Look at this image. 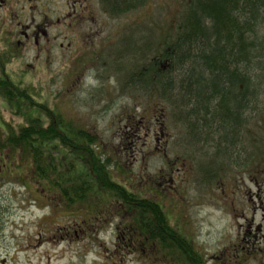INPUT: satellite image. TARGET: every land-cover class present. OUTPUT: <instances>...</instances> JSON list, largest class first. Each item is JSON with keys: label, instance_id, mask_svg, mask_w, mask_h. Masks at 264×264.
<instances>
[{"label": "rangeland", "instance_id": "374dc122", "mask_svg": "<svg viewBox=\"0 0 264 264\" xmlns=\"http://www.w3.org/2000/svg\"><path fill=\"white\" fill-rule=\"evenodd\" d=\"M189 2L146 0L118 14L102 0H0L5 75L21 90L30 88L37 100L56 106L72 125L90 131L105 160L103 168L94 163L95 172L107 170L118 182L156 194L206 264H264V240L253 244L256 224L264 228V210L254 198L258 189L247 170L251 165L239 166L240 159L214 164V148L192 137L186 109L166 101L162 92L150 95L126 85L128 74L139 67L137 60L126 66L133 52L127 44H159L160 32L167 30L164 35L171 39ZM34 28L41 30L39 36L32 34ZM259 31L264 33V25ZM24 32L32 35L25 43ZM141 50L137 54L143 56ZM260 63L251 72L261 88L248 115L257 112L264 129V59ZM16 111L0 98V264H170L155 249L145 255L119 252L118 219L102 215L112 209L104 207L103 222L92 216L80 227L84 207L52 204L37 195L36 186L20 185L14 175L18 153L2 143L5 131L26 124ZM39 129V139L58 144L56 124L49 132ZM240 138V147L250 151L252 137ZM246 159L252 160L251 154ZM201 165L213 167V174L205 176Z\"/></svg>", "mask_w": 264, "mask_h": 264}, {"label": "trees", "instance_id": "16d2710c", "mask_svg": "<svg viewBox=\"0 0 264 264\" xmlns=\"http://www.w3.org/2000/svg\"><path fill=\"white\" fill-rule=\"evenodd\" d=\"M102 2L110 4V12L119 14L146 0ZM124 3L129 4L122 6ZM262 25L264 0H190L171 39L165 36L167 30L160 32L159 44L137 48L127 44L133 52L126 66L137 60L139 67L128 74L126 85L150 95L162 92L166 101L186 109L182 114L191 120L195 142L220 144L225 137L228 148H232L238 123L256 106L261 88L253 82L251 72L264 59ZM143 48V56L137 54ZM4 57L0 54V98L26 120L17 131H5L7 138L2 142L18 153L14 175L20 185L36 186L37 195L52 204L68 209L84 207L87 213L82 224L78 223L80 227L92 216L103 222L113 213L119 222L121 253L145 255L155 249L168 256L170 264H206L200 251L171 223L156 194L118 182L107 170L95 172L94 163L103 168L105 160L98 155L94 136L72 125L56 106L37 100L30 88L21 90L10 76L6 77ZM73 64L77 68L78 62ZM55 124L58 144L39 139V128L49 132ZM62 140L67 144L59 143ZM200 168L208 177L209 168ZM104 207L112 210L99 218Z\"/></svg>", "mask_w": 264, "mask_h": 264}, {"label": "flooded vegetation", "instance_id": "af4514ba", "mask_svg": "<svg viewBox=\"0 0 264 264\" xmlns=\"http://www.w3.org/2000/svg\"><path fill=\"white\" fill-rule=\"evenodd\" d=\"M127 4H129V3H125L122 6H125ZM127 11L128 10H122L121 12L126 13ZM114 13H116V11ZM45 18H47V14H46ZM80 20H81V16H80ZM45 31H47V30H45ZM40 32H41V30H39V29L37 30L36 28H34L32 34L38 33V36H39ZM21 35H22V38H24V43H25L26 39H29L30 37H32V35L30 36V34H28L26 32L20 34V36ZM253 113L254 114L252 116H249L248 112H245L244 115L242 116L240 122L238 123L239 126L236 128V135H234L235 143L233 144L232 148H228L227 140L225 137L220 144H218V142L209 143V144H210V146H212V148H214V151H213L211 157H213V156L216 157V159H218L220 165L222 163H224L225 161H228L230 159H235L238 161L240 159L239 166H241V167L245 166V165H251V167H249L247 170H251V174H250L251 181H252L253 185L258 189V191L254 192V195H255L254 198L257 199L261 203V205H263V206H261V209L264 210V201L261 200L262 196H261V190H260V186H262L261 183L264 182V178H263V180H261V177H260L262 174L264 176V144L261 145V142H260L261 130H263V135H264V129L262 128L261 122L257 121V117H258L257 112L254 111ZM246 133H248L252 137L253 145H252V149L250 151H249V149L242 148L239 145V141L241 140L240 134L243 137ZM156 143H157V146L155 149L160 150V148H161L160 147V136L156 137ZM249 154H251L252 160L246 159V156H249ZM178 160L179 159H175L174 163H176ZM191 161H193L195 163V157ZM210 171L212 173L213 167L211 168ZM256 208H258V207H256ZM250 229H252V226H250ZM263 230H264L263 224L257 223L256 224V232L253 233V244L254 245H256L261 239L264 240V234L262 233ZM243 240H244V238H243Z\"/></svg>", "mask_w": 264, "mask_h": 264}, {"label": "bare ground", "instance_id": "6f19581e", "mask_svg": "<svg viewBox=\"0 0 264 264\" xmlns=\"http://www.w3.org/2000/svg\"><path fill=\"white\" fill-rule=\"evenodd\" d=\"M137 6H143V4H140V3H139ZM137 6H136V7H137ZM212 161H213L214 164H216V163L219 162L218 159H216V157H214V156L212 157Z\"/></svg>", "mask_w": 264, "mask_h": 264}]
</instances>
